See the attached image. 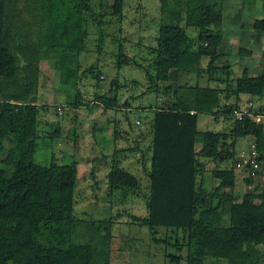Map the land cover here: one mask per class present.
I'll use <instances>...</instances> for the list:
<instances>
[{
	"label": "trees",
	"instance_id": "obj_1",
	"mask_svg": "<svg viewBox=\"0 0 264 264\" xmlns=\"http://www.w3.org/2000/svg\"><path fill=\"white\" fill-rule=\"evenodd\" d=\"M159 1L160 22L156 46L150 50L154 55L151 66L157 73L174 68L176 82L163 88L166 100L155 108L150 131L136 132L130 124L124 132L126 144L114 147L106 183L111 192L121 191L125 198L139 193L141 175H133L126 166L131 158L139 160L147 178V191L141 193L147 214L136 220L147 225L153 237L160 228L182 231V241L177 238L173 245L180 250L170 256L173 264L183 260L185 264H205L207 258L214 259L210 264H264V187H257L260 192L246 191L239 199L234 193L236 142L253 136L257 160L264 165V125L246 114L241 119L233 115V108L247 101L242 95L249 100L264 98V73L250 74L245 67L234 86L227 85L221 100L223 92L218 87L198 82L204 72L212 71L220 56L224 0ZM243 1L263 5L262 17L254 19L253 29L264 36V0ZM122 7L124 0H114L110 11L105 8L106 12L102 9L98 14L91 0H0V264H110L115 218L80 221L74 217L76 160L45 166L34 155L37 139L42 137L38 111L45 105L37 102L42 63L72 80L65 86L77 88L80 79L94 73L92 67L80 71L86 24H96L100 52L106 35L102 26L110 22L106 16L116 15L120 21ZM189 27L197 30L195 37L186 33ZM116 44L118 69L139 66L125 54L122 43ZM245 54L253 51L241 46L239 55ZM230 67L226 65L227 70ZM145 72L150 83L147 89L159 87L155 82L158 74L147 68ZM193 75L198 80L192 85ZM102 76L97 73L94 79L102 80ZM118 88L115 82L109 94L95 96L92 104L117 108ZM65 94V108L83 106L77 94ZM229 95L234 98L232 105L227 101ZM201 115H222L231 122L229 133L200 132ZM56 133L60 134L58 125ZM209 161H232L230 168L211 169L219 182L210 193L197 186V177H203ZM244 179L255 181L249 176ZM154 240L169 245L167 239Z\"/></svg>",
	"mask_w": 264,
	"mask_h": 264
},
{
	"label": "rangeland",
	"instance_id": "obj_2",
	"mask_svg": "<svg viewBox=\"0 0 264 264\" xmlns=\"http://www.w3.org/2000/svg\"><path fill=\"white\" fill-rule=\"evenodd\" d=\"M113 1L91 0L92 9L98 14L102 9L103 12H106V9L110 11L108 7ZM248 2L252 3V1H245V3ZM159 6V0H124L120 21L117 20L116 15L108 14L106 16V20L110 22L102 26L106 35L100 52L97 48L99 30L95 23L86 24V49L79 56L80 71L92 67L94 73L80 79L77 88L65 86L72 80L61 77L48 63L43 62L41 65L44 75L37 102L46 106H41L38 111L39 134L42 137L37 139L38 146H36L34 159L45 166L51 163L65 165L76 160L78 177L74 191V217L80 221L100 220L108 216L115 218L112 229L110 264H173L170 256L176 255L180 251L176 245H173L177 238L180 242L182 241L181 230L174 233L170 229L160 228L153 237L149 227L136 220V218L147 214L146 198L144 199L141 194L143 189L147 191V183H145L147 178L139 160L131 158L126 162V166L130 168L127 170L130 173L137 177L141 175L143 186L139 193L129 194L125 198L121 191L113 190L111 192L108 183H106V173L111 163L113 149L126 144L124 132L129 129L130 124L133 127L132 130L136 132L138 129L150 131L155 108L162 106V99L166 100L163 88L176 82L177 72L174 68L172 71L157 73V70L153 71L151 66L154 55L150 53V50L156 46L159 30ZM186 33L195 37L197 30L189 27L186 29ZM114 38L123 44L125 54L139 66H123L119 69L116 67L117 44ZM263 50L264 45L261 52ZM260 55V52L253 51L251 56L259 57ZM241 56L250 57L248 54ZM237 58H240V55H237ZM234 59H236L235 56L229 58L226 55H223L221 59L218 58L212 71L204 72L198 83L203 86L209 83L211 86L218 87L223 92L220 95L221 100H224L225 92H228L227 85L234 86L236 78L247 67L243 65L245 64L244 58L239 59L238 64H235ZM207 61V58L203 59V68H206ZM226 63L231 65L229 70L226 69ZM145 68L150 69L153 75L158 74L159 77H155V82L159 87H155L153 90L147 89L150 83ZM97 73L103 75L102 80L94 79ZM197 80L198 77L193 75L190 78V84H195ZM115 82L119 86L115 93L119 99V106L107 110L99 105L93 107L91 102L95 96L103 93L109 94V90ZM67 92L70 97L77 94L83 106L77 109L65 108L67 99L65 93ZM229 94L232 95L231 92ZM230 95L227 101L229 105H232L234 98ZM252 98V110L261 111L259 114L262 115V124L264 125V98ZM246 99L249 101L248 98ZM127 103L130 105V110L126 109L125 104ZM138 120L140 124L136 125ZM57 125L60 129L59 135L56 133ZM230 128L231 122L225 120L222 115L217 117L213 115L199 116L198 130L200 132L211 129L229 133ZM149 138H151L150 132ZM5 144H8L7 141ZM252 144L253 136L251 135L238 139L235 145V159L240 156L243 150L252 147ZM197 145L200 146V143ZM104 155L107 157L103 159ZM139 157L137 158L139 159ZM231 164L232 161L206 162L203 177H197V186H203L210 193L215 183L219 182L213 179L211 169L215 166L226 169L230 168ZM122 166L125 167L123 162ZM262 166L264 170V165ZM235 172L237 171L235 170ZM244 175L245 173H236L234 193L238 198H241L246 191L260 192L261 190L257 187H264V174L259 175L256 179L253 178L255 181L250 183L243 178ZM154 239H167L169 245L166 246ZM181 252L184 253L186 250ZM212 260L214 259L207 258L205 264H210ZM224 263L226 264V261ZM180 264H185V261H181Z\"/></svg>",
	"mask_w": 264,
	"mask_h": 264
},
{
	"label": "crops",
	"instance_id": "obj_3",
	"mask_svg": "<svg viewBox=\"0 0 264 264\" xmlns=\"http://www.w3.org/2000/svg\"><path fill=\"white\" fill-rule=\"evenodd\" d=\"M261 2H248L245 3L243 0H224L223 2V21H222V43L219 46V58L221 59L223 55L235 56V64L239 63V59L244 58L245 64L247 66L249 73L254 75H259L264 73V57L261 55L258 57L251 56H241L239 55V48L246 47L255 51L256 53H262L261 49L264 45V36L259 35L253 29L254 19H260L262 17L263 5ZM246 17V18H245ZM235 33V34H234ZM203 64V60H202ZM229 65L230 63H226ZM248 64V65H247ZM231 66V65H230ZM173 70V69H172ZM168 70V71H172ZM253 72V73H252ZM248 98V95H242ZM92 104V102H91ZM93 107L94 104H92ZM126 109L130 110V105L125 104ZM99 107V106H98ZM111 109V108H105ZM129 134H127L128 136ZM126 136V134H125ZM115 146V145H114ZM114 150V149H113ZM239 199V198H238Z\"/></svg>",
	"mask_w": 264,
	"mask_h": 264
},
{
	"label": "built area",
	"instance_id": "obj_4",
	"mask_svg": "<svg viewBox=\"0 0 264 264\" xmlns=\"http://www.w3.org/2000/svg\"><path fill=\"white\" fill-rule=\"evenodd\" d=\"M252 101H246L242 105H239L237 108H233V115L238 119L242 118V115H248L256 123L262 124V115L255 114V111L251 107ZM140 124V121H136V125ZM255 145L252 144V147L243 150L240 153V156L236 158L235 170L243 174L245 177L249 176L256 179L261 173L264 174L263 166L257 160L258 154L255 151ZM244 178V177H243Z\"/></svg>",
	"mask_w": 264,
	"mask_h": 264
}]
</instances>
